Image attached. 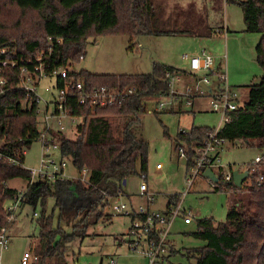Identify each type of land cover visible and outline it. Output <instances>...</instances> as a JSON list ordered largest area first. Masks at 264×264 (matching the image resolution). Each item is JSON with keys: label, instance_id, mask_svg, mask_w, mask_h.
Masks as SVG:
<instances>
[{"label": "trees", "instance_id": "16d2710c", "mask_svg": "<svg viewBox=\"0 0 264 264\" xmlns=\"http://www.w3.org/2000/svg\"><path fill=\"white\" fill-rule=\"evenodd\" d=\"M233 1L242 7L246 31L261 33L256 50L257 60L264 70V0ZM206 2L199 6L197 0H191L184 7L176 0L168 11V0H0V45L15 51L20 65L22 61L27 63L28 59H33L27 64L33 67L40 53L42 67L50 74L68 62L79 61L85 54L88 39L108 32L129 36L132 46L142 35L185 34L208 38L224 33L223 24H211L208 16L210 9L222 14L224 0ZM176 70L173 66L154 63L150 73L108 74L82 69L70 71L66 78H56L58 89L67 82L78 81L84 82L87 89L137 88V93L123 104L95 110L89 105H79L71 97L67 104L71 115L83 118L77 125L76 138L52 130L62 156L68 157L80 172H88L85 182L70 178L30 182L29 170L24 166L25 152L41 133L39 104L29 99L24 105L27 96L19 86V68L5 71L9 90L0 98V137L5 138L0 158V226L8 224L10 215L5 203L18 192L9 182L15 178L26 179L22 204L36 208L40 203L43 207L38 218L39 234L30 246L38 259L30 264H68L64 255L69 244L88 236L91 225L99 220H110L112 215L106 211L111 200L123 194L124 181L137 169L148 170V143L137 136L131 126L139 123L146 112V98L158 100L169 93L167 73ZM238 103V109L231 113V120L223 127L221 135L229 143L242 141L264 153V75L261 82L250 86L248 100ZM112 115L128 117L120 139L110 121ZM211 129L194 126L189 134L179 133L178 137L199 146ZM189 153L192 163L194 152L190 149ZM260 176L263 180L259 184ZM250 177L249 187L230 182L216 189L245 188L247 196L229 208L224 222L218 223L214 217L197 219V228L190 234L204 241L203 246L184 252L173 246L162 255L159 264H171L170 258L179 253L194 260V264H264V154ZM73 191L82 197L83 205L75 210L70 219L71 231L66 232L60 224L54 226L53 214H47L46 205L49 198H54L55 208H59L63 216L70 210L67 201ZM169 198L167 212L179 202L180 195H169Z\"/></svg>", "mask_w": 264, "mask_h": 264}, {"label": "rangeland", "instance_id": "374dc122", "mask_svg": "<svg viewBox=\"0 0 264 264\" xmlns=\"http://www.w3.org/2000/svg\"><path fill=\"white\" fill-rule=\"evenodd\" d=\"M186 7L191 0H180ZM199 0V6L203 1ZM176 0H168V11L175 6ZM207 4V2H206ZM211 24H223L224 33L214 34L208 38L195 37L185 34L168 35H142L135 39V45L129 36L112 32L91 37L88 39L84 58L75 62L71 69L80 71L88 70L92 73L108 74H141L150 73L154 63L173 66L178 70L179 79L176 80L170 92L174 90L181 97L175 99L170 95L160 96L157 100L146 98V112L141 115L139 123L131 126L132 131L148 143V185L155 190V202L150 205L152 211L165 212L168 196L179 194L181 208L186 209L194 220L191 224H185L182 216H176L170 226V237L175 249L184 252L188 248L201 247L204 241L191 236V232L197 228V219L214 217L216 222L226 220L229 208L238 204L239 199L247 196L246 187L252 184L248 177L242 189L217 191L208 183L204 173L197 176L194 183L188 186L186 174L190 175L187 161L178 156L175 150L174 140L183 130L190 131L194 126H206L217 128L221 124V114L212 110L210 104L211 95H200L198 79L210 72L202 71L193 73L189 62L182 59L187 53L190 56L202 55L205 49L214 59V66L222 69L228 78V83L239 90V102L243 104L248 100L250 86L258 84L264 75V70L257 60V45L261 39V33L248 32L244 22L242 7L233 0H224L222 14H216L208 10ZM228 27V30L226 28ZM216 70V69H215ZM56 77H47L41 80L37 91L41 96L39 104L38 120L39 129L44 130V116L47 112L52 114L55 109L54 97L58 95ZM210 88H216L219 84L215 75H209ZM49 88V91L46 90ZM176 97V98H177ZM193 105H188L187 101ZM25 103V102H24ZM163 103L164 107L159 108ZM26 105V103L24 104ZM110 121L114 126V132L118 139L122 137L127 124V116L112 115ZM66 137L74 139L77 136V125L70 117H64ZM50 126L57 129L55 118L49 120ZM223 153L224 161L228 163L226 170L231 167L233 171L245 170V166L252 163L258 155H263L256 146H249L242 141L229 143ZM42 154L41 142L35 141L27 150L24 166L28 169L38 168ZM52 158L57 165L63 159L68 162L64 174L70 179L87 180L88 172L79 171L73 162L62 156L60 149L51 151ZM161 164L162 169H156ZM50 171H54L50 167ZM141 169H137L123 185V194L113 199L114 202L125 203L129 206L136 204L147 207V198L139 195V186L142 177ZM145 172V171H144ZM145 180V179H144ZM147 181V180H145ZM26 179L15 178L9 182L12 187H26ZM153 190V191H154ZM43 207L40 203L25 205L16 218L15 228L12 230L13 238L4 250L1 264H21V257L25 250L31 249L39 234L38 218L42 214ZM72 208L63 214V228L70 232L73 222L70 219ZM37 215H34V213ZM47 214H53L54 226H58L61 216L59 208H55V199L49 198L46 205ZM112 216L106 220H99L89 228V235L83 240L73 241L66 252L69 264H111L114 259L116 264H147V257L141 252H133L127 243L123 242L125 234L131 226L132 218L126 214H117L112 205L106 211ZM67 222V223H65ZM171 264H194L185 255L179 253L170 258ZM169 264V263H168Z\"/></svg>", "mask_w": 264, "mask_h": 264}, {"label": "built area", "instance_id": "2783aa9c", "mask_svg": "<svg viewBox=\"0 0 264 264\" xmlns=\"http://www.w3.org/2000/svg\"><path fill=\"white\" fill-rule=\"evenodd\" d=\"M83 58L84 55H81L80 60ZM35 59L37 63L32 65L33 67L29 66L33 62V59H28L27 63L22 61L23 64L20 65V60L17 58L16 52L12 51L9 47L0 45V98L9 90V79L8 76L4 74L7 69L15 70L19 68V86L26 92L27 98L23 103L25 102L27 105V100L29 99H35L37 103L40 104L41 96L37 91V87L42 79L47 77L66 78L69 72L72 71L71 66L74 64L68 62L66 66L56 69L50 74H46L42 67L41 54L39 53ZM182 59L189 62L190 70L193 73H200L202 71L210 72V74H206L201 79H198V88L200 90V95L210 93L212 96L210 104L213 111L221 114V124L217 128L211 129L199 146L181 137L176 138L175 150L178 156L184 158L187 163H189L191 159L189 153L190 149L194 152L192 158L193 162H190L191 164H189L188 167L190 171V175L187 174L188 186H191L197 176L204 173L206 169H211L217 177V180L207 177L210 186L213 189L224 187L226 184L234 182V176L232 167L226 170L228 164L224 161L223 153L229 141L221 135V130L230 122L231 113L238 109L240 93L237 87H232L228 83L227 75L224 72L220 73L214 69V59L209 53L203 51L202 55L195 56H190L185 53L182 55ZM211 74L216 76L219 84L215 89L212 87L210 90H207L201 86L200 82L210 85L209 75ZM167 78L169 80L168 86L171 89L176 80L179 79V76L178 73L174 71L168 72ZM46 90L49 91V88H46ZM136 93L137 88L135 86H127L123 89L109 86L87 89L85 83L82 81L74 83L67 82L63 88L58 89V95L53 99L55 104L54 112L52 114L45 113V127L44 130H40L41 133L38 139L42 147L40 165L38 168L28 169L30 173V182L41 179L54 181L57 178H67L64 174V169L68 166V162L62 159L60 165H57L52 158L51 151L53 149H60L59 143L52 136V130L63 132L65 129L63 123L64 117H70L73 123L76 121L79 123L82 122L83 118L81 116L71 115L70 113L67 104L71 101V97L75 98L79 105H89L95 110L97 108L114 107L123 104ZM167 95L175 99L181 98L177 97L178 94L174 90L171 92L169 91ZM187 103L188 105H193L190 100L187 101ZM163 107L164 104L160 103L159 108ZM39 109L40 107L38 108V112ZM52 118H55L57 121V125L59 126L57 129H54L49 124V120ZM180 133L185 135L189 134V131L183 130ZM4 141L5 138L0 137V158L3 157L1 148ZM262 157L263 155H258L252 163L245 166V170H239L240 172L248 171V176L243 181L242 186L246 179L256 170V164L262 160ZM9 160L12 163H18L16 160ZM50 167H53L54 171H50ZM156 167L161 168L162 165L157 164ZM140 176L142 177L140 194L145 196L147 201L151 202L154 200V196L149 193L148 184L144 180L146 173L141 171ZM262 180L263 176H260L258 183L260 184ZM24 196L25 190L18 189L16 196L5 203V208L10 215L8 217V224L0 226V264L4 250L11 241L9 234L10 224L15 220L16 213L22 204ZM111 205L117 214H126L132 218L131 226L122 240L128 244L130 250L133 252L143 253L148 259L147 264H159L162 255L167 253L168 250L174 246V242L170 239L169 235L172 220L176 216H182L184 222L187 224L192 223L194 220V217L190 213H187L186 209L181 208V203L179 202L175 206H172L168 212L152 211L148 206L145 207L143 205L136 208L132 205L129 206L125 203L118 202H114V204ZM37 259L38 255L27 249L21 257V264H30ZM111 264H116L114 259L111 260Z\"/></svg>", "mask_w": 264, "mask_h": 264}, {"label": "crops", "instance_id": "0c3cea01", "mask_svg": "<svg viewBox=\"0 0 264 264\" xmlns=\"http://www.w3.org/2000/svg\"><path fill=\"white\" fill-rule=\"evenodd\" d=\"M199 0H197V3H198V5H200V2H198ZM203 1V4L206 2V0H202ZM201 1V2H202ZM181 5L182 6H184L182 3H181ZM226 30H228V27L226 28ZM203 51H205V52H207L205 49H203ZM203 51H202V53H203ZM208 53V52H207ZM184 60V59H183ZM188 62V61H187ZM214 64H215V62H214ZM214 69H216V71H218V72H224L222 69H218L216 66H214ZM176 73H178V70H176ZM225 73V72H224ZM200 84H201V82H200ZM203 84V83H202ZM204 85H206V84H204ZM202 86V85H201ZM207 86H209V85H207ZM176 140V139H175ZM175 140H174V142H175ZM226 150H228L227 148L225 149V151ZM224 151V152H225ZM25 155H26V152H25ZM228 164V163H227ZM157 166V165H156ZM187 167H188V165H187ZM156 169H162V168H157L156 167ZM84 171V170H83ZM86 171V170H85ZM143 171V170H142ZM146 173V177L144 178L145 180H147L146 182H147V184H148V173H147V171L145 172ZM88 174V173H87ZM87 178H88V176H87ZM186 179H187V174H186ZM12 187V186H11ZM14 188H16V189H23V190H26V187H14ZM154 190V189H153ZM151 190L150 189V187H149V185H148V191H149V193L150 194H152L153 196H155V194L154 193H156V191L154 190ZM139 195H141L140 194V186H139ZM170 195H174V194H170ZM179 195V194H178ZM142 196V195H141ZM145 197V196H144ZM155 197H154V200L153 201H151V202H149V201H147V206L150 208V205L151 204H154V202H155ZM8 201H10V200H8ZM68 202V205H69V208L71 209H73V211H72V213H71V215H70V219H71V217L73 216V214L75 213V210H77V209H79V208H81V206L83 205V199H82V197L79 195V193L77 192V191H73V193H72V197L67 201ZM169 202H170V198H169V196H168V202H167V204H166V209H165V212H167V209H168V205H169ZM181 203V202H180ZM25 205H27V204H25ZM25 205H23V204H21V206H20V208L18 209L20 212H21V210H22V208L25 206ZM132 206L133 207H138V205H136V204H132ZM19 211H17V213H16V217H15V220L10 224V227H9V234H10V237H11V239L13 238V235L11 234L12 233V230L15 228V225H16V221H17V217H18V214L20 213ZM34 215H37V213L35 212L34 213ZM63 218V216L61 215L60 216V219H59V221H58V225L60 224H63V221H64V219H62ZM70 219H68L67 221H69V222H72V220H70ZM65 223H67V222H65ZM185 223V222H184ZM185 224H187V223H185ZM189 224H191V223H189ZM62 227H63V225H61ZM130 228V227H129ZM64 229V228H63ZM129 230V229H128ZM128 232V231H127ZM126 235V234H125ZM170 237V236H169ZM170 239H171V237H170ZM83 240V239H82ZM172 240V239H171ZM76 241V240H75ZM123 241V240H122ZM124 242V241H123ZM126 243V242H125ZM72 243H70L69 244V246L71 245ZM69 246H68V248H69ZM68 248H67V250H68ZM28 250H31V249H28ZM67 250H66V252H67ZM32 251V250H31ZM33 252V251H32ZM66 252H65V258H66ZM66 261H67V259H66ZM68 262V261H67ZM148 262V261H147ZM69 264V263H68Z\"/></svg>", "mask_w": 264, "mask_h": 264}, {"label": "water", "instance_id": "95a60500", "mask_svg": "<svg viewBox=\"0 0 264 264\" xmlns=\"http://www.w3.org/2000/svg\"><path fill=\"white\" fill-rule=\"evenodd\" d=\"M201 85L203 88L210 90V86L204 85L202 83ZM204 176L217 180V177L215 176V174L212 172L211 169H206L204 172ZM233 176H234V183L237 186H242L243 181L248 176V171L240 172L239 170H236V171H233ZM124 184H126V180L124 181Z\"/></svg>", "mask_w": 264, "mask_h": 264}]
</instances>
